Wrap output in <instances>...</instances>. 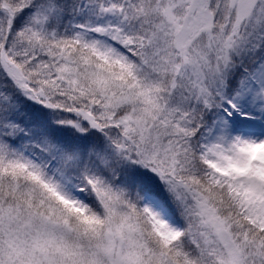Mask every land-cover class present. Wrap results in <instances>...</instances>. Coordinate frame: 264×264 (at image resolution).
Instances as JSON below:
<instances>
[{
  "label": "snow or ice",
  "instance_id": "1",
  "mask_svg": "<svg viewBox=\"0 0 264 264\" xmlns=\"http://www.w3.org/2000/svg\"><path fill=\"white\" fill-rule=\"evenodd\" d=\"M0 264H264V0H0Z\"/></svg>",
  "mask_w": 264,
  "mask_h": 264
}]
</instances>
